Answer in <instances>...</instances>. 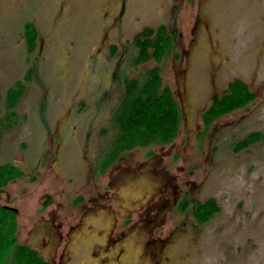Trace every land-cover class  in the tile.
I'll return each mask as SVG.
<instances>
[{
    "label": "rangeland",
    "instance_id": "374dc122",
    "mask_svg": "<svg viewBox=\"0 0 264 264\" xmlns=\"http://www.w3.org/2000/svg\"><path fill=\"white\" fill-rule=\"evenodd\" d=\"M160 26V63L132 67L136 38ZM154 66L177 134L102 170L122 77ZM234 80L254 100L205 126ZM18 81L16 119L0 126V167L22 173L0 189V206L17 211L16 243L52 264H264V142L234 151L264 133V0H0V123ZM209 199L219 212L197 223L192 201ZM0 264H14L10 252Z\"/></svg>",
    "mask_w": 264,
    "mask_h": 264
},
{
    "label": "trees",
    "instance_id": "16d2710c",
    "mask_svg": "<svg viewBox=\"0 0 264 264\" xmlns=\"http://www.w3.org/2000/svg\"><path fill=\"white\" fill-rule=\"evenodd\" d=\"M24 37L27 51L34 50L37 31L32 23L24 26ZM168 43L166 28L158 27L144 29L136 38L134 46L136 54L131 59L132 67L136 68L153 60L160 63ZM115 48H111L114 54ZM31 77V71L25 80ZM123 93L111 118V129L114 134L100 160L102 170L107 169L122 154L130 148L146 147L156 139L169 142L177 134L179 110L171 90L163 86L158 66L146 69L139 77H122ZM25 90L23 82L18 81L9 89L6 96L8 113L0 123L3 129L12 127L16 114L13 108ZM254 94L240 80L228 84L227 89L220 96L211 100L207 109L201 115L205 126L232 111L243 108L254 100ZM107 131H105L106 133ZM264 142V133L254 132L235 145L234 151L239 152L255 143ZM22 173L12 165L0 167V188L6 187L9 182L20 178ZM194 209L192 216L197 223L209 221L219 212L214 199L198 204L192 201ZM186 207V204L183 206ZM17 231L16 213L13 209L0 206V260L10 252L14 264H50L39 254L25 245L16 243Z\"/></svg>",
    "mask_w": 264,
    "mask_h": 264
},
{
    "label": "crops",
    "instance_id": "0c3cea01",
    "mask_svg": "<svg viewBox=\"0 0 264 264\" xmlns=\"http://www.w3.org/2000/svg\"><path fill=\"white\" fill-rule=\"evenodd\" d=\"M16 214H17V212H16ZM16 222H17V220H16ZM15 234H16V233H15ZM21 245H25V246H27L28 248L35 250V251L39 254V256L43 259V261L52 264L51 261L47 260V259L44 257V255H42L40 249H37V248L32 247V246L27 245V244H21Z\"/></svg>",
    "mask_w": 264,
    "mask_h": 264
},
{
    "label": "flooded vegetation",
    "instance_id": "af4514ba",
    "mask_svg": "<svg viewBox=\"0 0 264 264\" xmlns=\"http://www.w3.org/2000/svg\"><path fill=\"white\" fill-rule=\"evenodd\" d=\"M214 98H215V97H214ZM214 98H213V99H214ZM0 189H1V188H0ZM11 209H12V208H11ZM13 210H15V209H13ZM16 212H17V211H16ZM16 212H15V213H16Z\"/></svg>",
    "mask_w": 264,
    "mask_h": 264
},
{
    "label": "water",
    "instance_id": "95a60500",
    "mask_svg": "<svg viewBox=\"0 0 264 264\" xmlns=\"http://www.w3.org/2000/svg\"><path fill=\"white\" fill-rule=\"evenodd\" d=\"M6 207V206H5ZM7 208H9V207H7ZM15 212H16V210H14Z\"/></svg>",
    "mask_w": 264,
    "mask_h": 264
}]
</instances>
